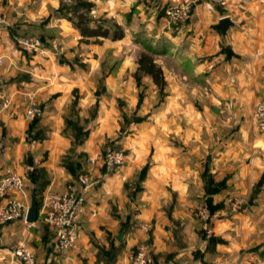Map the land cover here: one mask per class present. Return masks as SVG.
I'll use <instances>...</instances> for the list:
<instances>
[{
  "label": "crops",
  "instance_id": "crops-1",
  "mask_svg": "<svg viewBox=\"0 0 264 264\" xmlns=\"http://www.w3.org/2000/svg\"><path fill=\"white\" fill-rule=\"evenodd\" d=\"M90 1L102 12L114 14L119 24H124L128 13L134 23L141 20L150 26L159 5L178 0ZM247 1L201 0L194 5L196 20L184 28L194 30L186 36L185 46L196 48L186 53L185 63L191 66L182 67L181 75L201 74L212 91V102L227 104L230 97L233 105L248 111L256 95L264 93V0ZM223 16L232 21L225 34L215 27ZM164 33L174 37L168 30ZM47 63L53 66L49 59ZM48 84L44 79L13 81L2 90L10 103L0 111V176L6 169L22 177L28 169L42 170L46 187L63 189L65 172L54 163V155L67 139L60 127L63 101L52 97ZM29 96L40 104L36 116L41 117L36 122L27 118V104L23 107L21 101ZM189 104L196 105L191 100ZM192 109L178 117L162 116L160 130L159 125L157 130L156 126L154 131L147 130L144 147L134 149L138 152L134 160H142L145 152L149 165L98 170L95 184L85 192L77 249L56 253L51 246L52 228L39 217V226L31 229L15 220L0 226V264H20L11 258V249L19 241L30 247L41 264H127L141 242L158 264H264V132L255 127L251 114L242 112L232 116L226 128L214 127L207 141L200 131L204 115ZM49 121L53 126L46 128ZM139 134L134 137L138 142ZM28 135L35 137L33 144L27 141ZM30 146L34 154H46L41 159L37 155V165L24 162ZM143 167L141 190L133 195L126 187ZM235 196L243 197L244 203L235 207L229 201ZM3 200L0 196V203ZM198 203H205L211 213L210 234L194 214Z\"/></svg>",
  "mask_w": 264,
  "mask_h": 264
},
{
  "label": "rangeland",
  "instance_id": "rangeland-1",
  "mask_svg": "<svg viewBox=\"0 0 264 264\" xmlns=\"http://www.w3.org/2000/svg\"><path fill=\"white\" fill-rule=\"evenodd\" d=\"M86 1L92 5L89 12L92 21L107 25L116 21L114 14H106L96 8L92 1ZM199 1L201 0L191 3L188 17L183 23L170 28L164 25V13L170 4L177 1H166L159 5L154 10V21L150 26L143 24L141 20L134 23L127 13L122 20L124 24H121L124 37L112 40L109 37L80 35L72 21L67 18L70 15L57 10L60 0H0L2 90L9 82L44 79L46 84L49 82L47 91L54 94L52 97L62 99H59L63 101V121L60 127H63L67 139L61 145L60 153L54 155V163L60 165L65 172L63 182L74 181L81 170L89 168L92 173L91 185L95 184L98 170L103 166L108 167L104 154L109 148L122 149L125 152L126 159L122 165H149L145 152L141 155L142 160H134L138 154L134 149L144 147L146 137L143 136L149 128L156 126L154 129L157 130L159 125L158 129H161L164 124L162 116L178 117L186 109V112L192 108L199 109L204 115L200 131L207 141L210 140L209 136L214 127L219 125L226 128L228 123L233 122L232 116L236 113L246 112L253 118L255 103L264 93L256 95L247 111L245 107L233 105L228 95H224L225 98L229 97L227 104L212 102V91L203 82L204 76L201 74L197 77L188 75L185 78L181 75L183 68L190 65L185 63L189 59L186 53L194 52L196 48L195 45L185 46L186 36L193 35L194 30L191 27L186 31L184 27L188 22L196 20L193 8ZM222 2L224 0L217 1L219 4ZM222 11L232 12L224 8ZM246 11L253 13V10ZM245 17L248 18V14ZM167 30L169 35L173 34V38L164 33ZM257 30L260 31V28ZM252 32L255 33L254 30ZM31 42L36 47L30 46ZM197 44H201L199 40ZM141 51L151 54L160 65L163 74L161 87H157L150 76L138 69L136 59ZM48 59L53 62L52 67L47 63ZM35 70L39 72L37 76L32 75ZM42 74L46 76L43 77ZM181 99L183 100L179 102ZM185 99L196 105L191 106L189 102L185 105ZM21 101L23 107L27 104L25 115L31 102H36L40 108L38 100L33 96ZM40 117L41 115L34 114L27 118L36 122ZM52 126L50 121L46 124V128ZM136 134L141 137L139 142L134 138ZM30 138L31 135H28L27 141L33 144L31 140L35 137ZM27 148L29 150L24 154L26 164L37 165V155L40 159L46 158V154L31 152L35 151L32 146ZM144 173L145 167L136 172L133 182L128 183L126 188L133 195L140 192ZM25 176L27 205L30 204L32 190H35L39 204L44 191L49 188L43 183L47 179L45 173L42 170L28 169Z\"/></svg>",
  "mask_w": 264,
  "mask_h": 264
},
{
  "label": "built area",
  "instance_id": "built-area-1",
  "mask_svg": "<svg viewBox=\"0 0 264 264\" xmlns=\"http://www.w3.org/2000/svg\"><path fill=\"white\" fill-rule=\"evenodd\" d=\"M194 0H178L170 4L164 13V25L166 28L183 23L188 17V11ZM214 2L220 0H211ZM30 46L36 47L34 42ZM3 87L0 78V111L6 108L10 100L1 93ZM40 108L36 102L27 106L26 116L31 117L38 113ZM253 123L255 127L264 132V95L255 103L253 110ZM105 164L108 167L122 166L126 154L122 149L109 148L104 154ZM93 163V160H91ZM90 166V165H89ZM91 171L89 168L81 170L74 181L67 182L63 189L47 188L42 196L38 216L36 220L28 222L25 219L28 208L24 177L6 169L0 176V196L4 199L0 203V226L10 221L22 220L28 229L38 227V217L48 224L53 231L52 247L56 253L73 251L79 246V235L81 217L85 207V192L91 186ZM229 201L238 207L244 203L241 196L230 197ZM194 214L200 221L202 229L210 234L211 214L204 203L195 206ZM11 258L19 261L20 264H41L33 251L23 241H19L11 249ZM127 264H158L149 253L148 247L141 242L131 254Z\"/></svg>",
  "mask_w": 264,
  "mask_h": 264
},
{
  "label": "trees",
  "instance_id": "trees-1",
  "mask_svg": "<svg viewBox=\"0 0 264 264\" xmlns=\"http://www.w3.org/2000/svg\"><path fill=\"white\" fill-rule=\"evenodd\" d=\"M91 9V3L86 0H69L68 2L60 0L57 8L62 14L70 15L67 18L72 21V24L82 36L109 37L112 40L124 37V29L118 22L113 21L107 25L92 21L89 18ZM136 63L139 70L150 76L157 87H161L163 84L161 67L155 62L151 54L141 51L136 59Z\"/></svg>",
  "mask_w": 264,
  "mask_h": 264
},
{
  "label": "water",
  "instance_id": "water-1",
  "mask_svg": "<svg viewBox=\"0 0 264 264\" xmlns=\"http://www.w3.org/2000/svg\"><path fill=\"white\" fill-rule=\"evenodd\" d=\"M232 25V21L228 16L221 17L218 22L215 24L216 29H218L222 34H225L228 27ZM98 94V93H96ZM38 216V203L36 199V192L35 190H32L30 195V204L26 211L25 219L28 222H32L36 220ZM123 230H121L118 235L117 239L120 240L122 236Z\"/></svg>",
  "mask_w": 264,
  "mask_h": 264
}]
</instances>
